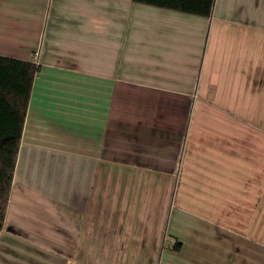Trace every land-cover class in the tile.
<instances>
[{
	"label": "crops",
	"instance_id": "1",
	"mask_svg": "<svg viewBox=\"0 0 264 264\" xmlns=\"http://www.w3.org/2000/svg\"><path fill=\"white\" fill-rule=\"evenodd\" d=\"M0 56L40 66L0 264H264V0H0Z\"/></svg>",
	"mask_w": 264,
	"mask_h": 264
},
{
	"label": "trees",
	"instance_id": "2",
	"mask_svg": "<svg viewBox=\"0 0 264 264\" xmlns=\"http://www.w3.org/2000/svg\"><path fill=\"white\" fill-rule=\"evenodd\" d=\"M141 3L168 7L210 16L215 0H136ZM0 88L9 89L20 103L14 122L0 123V226L3 225L10 200L14 174L35 75L40 66L32 61L7 59L0 56ZM10 104V101H5ZM4 103V104H5ZM0 101V105H2ZM17 106V105H16Z\"/></svg>",
	"mask_w": 264,
	"mask_h": 264
},
{
	"label": "rangeland",
	"instance_id": "3",
	"mask_svg": "<svg viewBox=\"0 0 264 264\" xmlns=\"http://www.w3.org/2000/svg\"><path fill=\"white\" fill-rule=\"evenodd\" d=\"M261 210H262V208H261ZM251 211H252V216H253V218H255V217H258L259 215V209H258V205H252L251 206ZM253 222V221H252ZM257 224H258V222H256L255 223V228H257L256 226H257ZM261 224H262V226H264V217L262 216L261 217ZM252 228H253V226H252ZM253 230H254V228H253ZM252 230V233L254 232ZM260 233H261V236H252V241H257V242H260V243H263L264 242V230L262 229L261 231H260ZM258 239H260V241L258 240Z\"/></svg>",
	"mask_w": 264,
	"mask_h": 264
},
{
	"label": "built area",
	"instance_id": "4",
	"mask_svg": "<svg viewBox=\"0 0 264 264\" xmlns=\"http://www.w3.org/2000/svg\"><path fill=\"white\" fill-rule=\"evenodd\" d=\"M37 55H39V54L37 53ZM37 55H36V56H37ZM37 59H38V56H37Z\"/></svg>",
	"mask_w": 264,
	"mask_h": 264
}]
</instances>
